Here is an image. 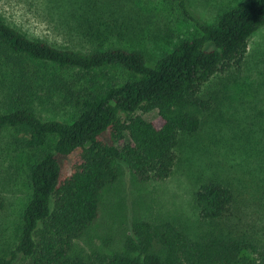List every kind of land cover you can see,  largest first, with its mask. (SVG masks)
Listing matches in <instances>:
<instances>
[{
    "label": "trees",
    "instance_id": "trees-1",
    "mask_svg": "<svg viewBox=\"0 0 264 264\" xmlns=\"http://www.w3.org/2000/svg\"><path fill=\"white\" fill-rule=\"evenodd\" d=\"M40 1L55 25L91 46H54L0 16V154L24 162L29 185L0 264H264V73L254 105L241 99L242 87L252 90L248 44L264 29V0H241L212 23L195 17L188 0ZM166 6L197 34L174 41L170 19L161 17ZM129 37L161 49L153 57L119 46ZM116 69L127 77L108 74ZM63 73L79 76L77 83L68 85ZM56 98L66 117H43L37 107ZM151 111L157 123L137 115ZM230 120L233 128L220 132ZM203 133L220 150L192 194L207 233L178 218H136L120 250L77 249L122 168L135 184L162 182ZM60 158L72 159L68 170ZM248 205L259 219L247 230L228 228Z\"/></svg>",
    "mask_w": 264,
    "mask_h": 264
},
{
    "label": "rangeland",
    "instance_id": "rangeland-1",
    "mask_svg": "<svg viewBox=\"0 0 264 264\" xmlns=\"http://www.w3.org/2000/svg\"><path fill=\"white\" fill-rule=\"evenodd\" d=\"M239 1L241 0H188V6L195 17L203 22L212 23L223 9L230 8ZM170 9L169 6H166L161 17L170 19V29L176 38L174 41L197 34L196 27L192 22L184 20L178 10L171 11ZM0 16L30 38L73 50L86 51L90 49L91 45L86 41L55 25L40 0H0ZM154 24L160 25V22L155 21ZM159 27L162 30L165 29ZM139 41L129 37L124 39L119 46L147 49L151 56H157V49H161V45H154L152 41H143L139 44L137 43ZM248 56V69L251 72L245 85H250L252 90L242 87L241 99L246 104L249 103L253 106L252 96L256 94L255 86L258 85L260 79L257 74L264 73V29L250 39ZM95 74L96 80L102 82V72L97 71ZM108 74L118 79L127 77L119 69L112 70ZM63 75H65L64 79L68 81V85L77 83L74 79L79 76H71L69 73H63ZM90 75L93 74H89L86 79ZM244 75L245 73H242L241 78ZM258 91L264 94L263 89ZM55 101L57 102L52 104L49 102L47 106H38L37 111H40L41 115L48 119L65 118L69 109L58 104L60 98H56ZM137 115L149 122L157 123L158 121L156 111L138 112ZM232 128L233 124L230 120L226 125H222L220 132L226 133L225 131ZM104 138L109 142L108 135ZM209 139V133H203L195 149H186L188 146H184L179 153V161H177L172 174L162 182L135 184L122 168L119 180L102 196L98 219L77 243V249L87 253L91 251L111 253L120 250L125 237L130 234L131 223L136 218H178L190 224L193 233H207L210 227L196 217L192 205V194L196 187L197 176L209 172L208 161L211 160L212 163H215L219 160L220 150L216 148L218 150L216 152ZM11 157L6 156L5 152L0 154V197L3 201V208L0 211V254L7 252L15 242L20 212L29 194L25 164L23 161L12 160ZM71 161V158H60V163L67 170ZM256 219L259 217L255 208L248 205V207L240 208L236 217L228 223L227 227L247 230Z\"/></svg>",
    "mask_w": 264,
    "mask_h": 264
}]
</instances>
